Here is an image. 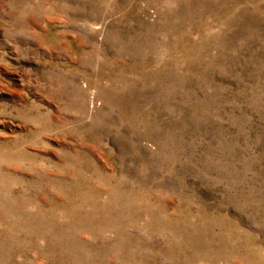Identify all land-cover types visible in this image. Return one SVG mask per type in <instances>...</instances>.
<instances>
[{
    "label": "rangeland",
    "instance_id": "rangeland-1",
    "mask_svg": "<svg viewBox=\"0 0 264 264\" xmlns=\"http://www.w3.org/2000/svg\"><path fill=\"white\" fill-rule=\"evenodd\" d=\"M0 264H264V0H0Z\"/></svg>",
    "mask_w": 264,
    "mask_h": 264
}]
</instances>
